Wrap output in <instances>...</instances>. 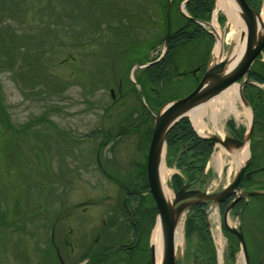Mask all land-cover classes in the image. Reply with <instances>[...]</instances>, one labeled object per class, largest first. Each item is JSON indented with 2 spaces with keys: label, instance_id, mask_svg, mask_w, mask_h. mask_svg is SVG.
Here are the masks:
<instances>
[{
  "label": "rangeland",
  "instance_id": "374dc122",
  "mask_svg": "<svg viewBox=\"0 0 264 264\" xmlns=\"http://www.w3.org/2000/svg\"><path fill=\"white\" fill-rule=\"evenodd\" d=\"M258 2L261 12L264 0ZM12 3L14 14L9 10ZM167 3L166 0H0V24L10 25L8 33H16L29 46L37 39L42 44L27 53L26 48L20 50L19 54L25 53L26 60L19 69L20 74L27 71L30 77L33 68L41 76H37L38 80H43V84L37 83L34 88L26 87L15 77V70H0V220L3 217L10 221L15 216L25 220L18 228L20 232L12 230L11 236H7L5 227L0 228V264H15V259L16 264H59L50 247L53 231L49 229L59 215L71 218L74 228L70 237L68 233L63 237L66 235L71 241L75 236L73 240L81 238L87 245L97 236L102 220H109L110 207L118 202L123 212L124 198L130 195L123 186L129 192L144 188L143 171L154 116L167 103L186 97L196 88L207 56L208 65L215 62L216 38L211 49L206 39H199L173 51L168 74L160 81L149 80L144 68L133 69L152 62L164 51V5ZM177 4L170 5L169 10L172 31L185 25V19L180 16L182 3ZM218 16L222 18L217 23L218 30L228 55L237 43L227 37L230 26L225 14L218 12ZM234 32L237 34L238 30ZM262 63L263 57L252 69L258 70ZM250 93L251 97L255 95L254 91ZM231 119L235 121L236 132L243 131L245 142L246 125L232 115L221 119L222 137L236 136L226 128V121ZM204 121L206 127L194 128L200 136L211 137L213 126L209 116ZM260 121L254 124L248 141V156L253 158V167L262 170L264 125ZM101 142L104 145L100 146ZM227 147L232 151L241 146ZM217 151L216 145L202 178L194 183L193 189L219 193L234 180L240 167L229 156L220 164L215 159ZM98 163L123 186L106 178ZM166 166L169 168L166 184L175 194L171 178L181 173L172 163ZM253 176V187L248 191H264V171ZM142 192L129 203L133 212L138 215L142 211L145 219L148 218L150 240L156 204L149 191ZM196 199L192 197L188 201ZM78 202L87 205L78 208ZM250 203H257L264 215V195L254 196ZM3 212L8 215L4 216ZM184 213L177 224L179 228L182 226L184 241L176 246V262L192 264L193 248L187 250L184 235L188 210ZM78 219L82 220V229L76 228ZM262 220L264 228V216ZM238 223L234 217L228 221L229 226H238ZM220 231L219 226L212 227V233ZM109 234L107 231L105 236ZM55 235L54 244L61 252L58 237L62 230L56 229ZM121 243H126L125 239L118 244ZM146 246L147 239L145 249ZM132 260L138 261V258ZM107 261L131 264V259L120 254H113Z\"/></svg>",
  "mask_w": 264,
  "mask_h": 264
},
{
  "label": "flooded vegetation",
  "instance_id": "af4514ba",
  "mask_svg": "<svg viewBox=\"0 0 264 264\" xmlns=\"http://www.w3.org/2000/svg\"><path fill=\"white\" fill-rule=\"evenodd\" d=\"M161 55L150 62L151 66L159 62L161 63ZM155 67L160 69L162 67V64ZM249 85H246V87H248ZM246 90L247 89H244L243 93H245L246 97H248L247 93H249V90L245 92ZM188 120L191 123L196 134L199 137H202L195 130L190 118H188ZM230 121H232L235 125L234 120L231 119ZM227 122L228 120L225 123L226 128L230 131V129L227 127ZM232 133L236 134V136L233 135L236 139L243 141V131L240 137H237L238 132H236V128L234 127ZM93 135L95 134H92L91 137H94ZM101 143L99 144L100 146ZM253 165L254 164L251 158L250 166L245 171L238 187L233 190L230 196L226 197L218 203L200 201L199 203H194L190 207L194 208L196 212L203 210L208 232L207 233L205 230L199 229L193 231L191 242L190 244L187 243V250L188 247L189 249L193 248L192 264H264V228L262 227V217L264 215H262V210L257 203H253L252 205H250V200L253 197L247 198L244 195V193L248 191V189L253 187V175L260 172L261 169L253 167ZM178 175L181 176V174ZM108 179L122 185L116 179ZM231 183L226 186V188H228ZM189 185L190 190L194 188V184ZM131 199L132 197L124 198L123 205L121 206L123 212L119 209L118 202L113 208L110 207L108 209L111 210V212L108 213L109 220H102L100 228L98 227L99 229L97 236L87 245L81 238L75 241L73 240L75 238L74 236V238L69 241L66 235L63 237L64 233H68V237H70V234H72V232L74 231L73 223H71L70 221L71 218H64L59 215V217H57L55 221L52 220L54 224L52 223V227L49 228L50 232L53 231L52 237H50V247H52L54 249V252L56 253V257L58 258L57 262L59 264H109V261L107 260L112 259L113 254H120L126 259H131V264H151L148 218L145 219V214L142 211L137 215L136 212H133L131 210L129 203ZM196 200L199 199L197 198ZM84 205L87 204L83 202H78L76 204L78 208H81V206ZM112 210H115L118 213L112 212ZM210 213L212 214L211 217H209ZM2 214L4 216L8 215L5 214V212H3ZM11 214L14 215L13 213ZM192 214L195 215L193 211ZM233 217L238 219V226H229L228 221ZM16 218L17 217L15 216L14 219L7 221L3 217H1L0 228L5 227L7 236H11L14 234V232H11L12 230H16L15 233L20 232L18 228H21L22 223L25 222V220L20 221ZM212 224H215L216 227L219 226L221 231L212 233ZM57 226L59 228H57ZM82 226V220L78 219V221L76 222V228L82 229ZM111 227H113L115 230L110 229ZM56 229L62 230L61 237L57 236L59 242H61V252H59L58 248L54 244L53 234H56ZM107 231H109L110 234L108 236H105ZM116 235H119L117 237V239L119 240L116 239ZM145 238L147 239L148 245L146 246V249L144 248V244L146 241ZM100 239L102 240L101 242H99ZM124 239L126 243L118 244ZM204 247L209 249V251L214 252L215 260H211L208 254H203L201 249H203ZM218 251H222L220 260L217 255ZM134 257H137L138 261L132 260V258ZM13 261L15 264L17 263L16 259Z\"/></svg>",
  "mask_w": 264,
  "mask_h": 264
},
{
  "label": "trees",
  "instance_id": "16d2710c",
  "mask_svg": "<svg viewBox=\"0 0 264 264\" xmlns=\"http://www.w3.org/2000/svg\"><path fill=\"white\" fill-rule=\"evenodd\" d=\"M24 0H21V2ZM57 1V0H55ZM168 0H166L167 3ZM184 0H171V7L174 5L181 4ZM215 0H190L186 3L185 9L191 19L184 18L181 14L180 16L185 19L183 26L179 27L175 31H172L169 36V41L167 44V51L165 56L163 57L161 63H157L152 65L149 68H146L144 71H148L149 75L148 79L152 81H160L164 79L168 74V68L170 64H172V54L175 49L179 46L188 43L189 41L193 40H203L206 39V42H209V49L212 48L214 40L211 35H209L200 25H198L194 20L199 21H209L211 17V13L213 11ZM246 2L253 7L255 10H259V2L258 0H246ZM161 6V4L159 3ZM54 6V5H53ZM3 10L7 9V6H1ZM53 8L52 6H50ZM5 8V9H4ZM167 4L164 5V12H166ZM15 9V5L12 3L10 6V11L14 14L13 10ZM11 17V16H9ZM7 17L6 19H9ZM193 19V20H192ZM219 21L222 22V18H219ZM9 24H0V70H15V77L23 83V86H36L37 83L43 84V80H38L41 77L39 73L35 70L30 69L31 76H27V71L20 74V68L26 62L25 58L23 57L25 53L22 55L19 54L20 50L27 49V52H30L31 48H40L42 47L41 42L39 39L29 46L25 42H22L18 39L16 33H8ZM5 33H7L5 35ZM24 37V36H22ZM39 42V43H38ZM37 51V50H36ZM37 62L39 63L41 54L40 49H38L37 53ZM4 56V59L2 57ZM208 58V56H207ZM171 60V61H170ZM40 64V63H39ZM162 64V67L159 69L155 66H159ZM208 62L205 61L203 71L206 69ZM26 67V66H24ZM259 69L264 71V64H260ZM258 70H251L250 79L258 84H264V73ZM32 72V73H31ZM34 73V74H33ZM44 78V76H43ZM45 82V78H44ZM245 89L254 91L255 95L252 94L251 91L245 95L246 100L250 103L255 113V124L260 121L264 125V92L262 89L249 85ZM44 122H48L47 120H43ZM52 123V122H49ZM30 127V124H28ZM227 127L230 131L233 132L234 130V123L232 121L227 122ZM17 132L19 130H16ZM25 132V129L21 130ZM152 133V131H151ZM242 131L239 132L238 136L240 137ZM102 134V133H101ZM110 134L107 133V136ZM150 135V134H149ZM106 137V140L107 139ZM237 136V137H238ZM103 139V141H106ZM150 141V137H148ZM166 146H167V156H166V164L171 165L174 164L175 168L180 171L181 176L178 174H174L171 178V185L173 186L174 190H178L183 186L185 183L194 184L198 180H200L204 174L206 165L208 163L209 158L211 157L215 143L210 139H204L199 137L196 132L194 131L191 123L189 122L188 118H183L179 120L167 133L166 135ZM104 145L101 143V146ZM253 159V158H252ZM254 164V162H253ZM144 176H146V169L144 168ZM144 188L141 189L142 193H146L149 191L147 176L145 179ZM140 191V192H141ZM140 192L132 191L130 197L135 198L136 196H140ZM150 196V195H149ZM192 211L195 213L192 214ZM157 208L154 207L152 213V221H154L157 215ZM196 229L205 230L207 232V226L205 222V216L203 210L195 211L194 208H190L188 213V218L185 223V234L187 243L190 244L193 231ZM208 233V232H207ZM206 234V233H205ZM203 254H208L211 260H215L214 252L209 251L206 247L201 249ZM233 258V256H232Z\"/></svg>",
  "mask_w": 264,
  "mask_h": 264
},
{
  "label": "water",
  "instance_id": "95a60500",
  "mask_svg": "<svg viewBox=\"0 0 264 264\" xmlns=\"http://www.w3.org/2000/svg\"><path fill=\"white\" fill-rule=\"evenodd\" d=\"M188 1L189 0H184V2H182L180 6V12L184 17L191 19L185 11V5ZM235 2L240 10V15L246 29V46L243 56L238 65L231 72L227 73H224V69L226 66L225 61H221L209 66L204 72L196 88L190 94H188L184 98L176 99L167 103L165 107H163L158 112V114L154 116L153 131L146 157V176L149 187V193L151 194L158 211L156 222H160L163 230L164 254L161 264H175L176 262L175 232L177 229L178 221L183 215L184 211L187 210L194 203H199L200 201H214L218 203L226 197L230 196L233 190L238 187L245 171L251 163V156L249 155L246 163L241 166L237 173V176L235 177L231 185L220 193L208 194L199 190H190V185L185 184L174 194V200L168 203L165 200L160 189L158 164L163 147L164 154L166 155L165 139L169 130L182 118H188L187 115H184L185 111L191 109L202 101L212 98L213 96L225 90L227 87L235 84L237 81L244 78L243 82L240 85V88L242 90L243 86L247 83L249 79L251 66L263 53L264 29L263 32L259 31V13L256 12L253 8H251L245 0H235ZM169 10L170 3H168L166 11L167 29L164 41L165 47L168 43L171 30ZM197 22L199 23V21ZM199 24L202 25L201 22ZM212 35L215 38L214 32ZM146 66H148V64L142 66H135L134 69ZM253 125L254 120H252L249 126L248 139H250L251 137ZM208 139H211L213 142H215V144L220 143L225 147L230 144H233L235 146L243 145V141H240L235 137L220 140L216 137L211 136L208 137ZM99 166L101 170L105 173L100 163ZM107 176L110 177L109 175ZM125 189L127 193L130 194L129 188L127 186H125ZM245 195L248 197L261 196L264 195V191H249L245 192ZM192 197H197L199 198V200L188 201ZM150 253L151 264H155V251L152 244H150Z\"/></svg>",
  "mask_w": 264,
  "mask_h": 264
},
{
  "label": "bare ground",
  "instance_id": "6f19581e",
  "mask_svg": "<svg viewBox=\"0 0 264 264\" xmlns=\"http://www.w3.org/2000/svg\"><path fill=\"white\" fill-rule=\"evenodd\" d=\"M218 12L225 14L228 19L227 23L230 26V32L227 33V37L233 38L237 43L234 51L227 55L224 49L223 37L219 32L214 19L213 23L211 24L212 28L215 30L214 35L217 40V45L213 51V57L215 59L214 64L225 61L226 66L224 73H227L231 72L238 65L243 56L246 46V29L235 0H217L215 4V16ZM258 27L259 31L263 32L264 7L258 16ZM235 30H238L237 34L234 32ZM224 39H226V37ZM239 103L240 105H238ZM184 115H187L190 118L193 126L198 130L206 127L204 117L209 116L210 122H212L213 126L211 130V136L220 140L226 139L222 137V132L220 129L221 119L232 115L235 117L237 122L240 121L245 123L246 138L244 144L239 149L231 151L227 146L225 147L220 143H217L216 145L218 151L216 152L215 156V159L220 164L223 163V160L226 156H229L232 159L233 164H235L238 168L244 164V161H246L248 157V130L250 123L252 122L253 114L249 104L241 97V88L238 84H233L212 98L200 102L191 109L185 111ZM165 163L163 147L158 164L159 185L165 200L170 203L172 202L174 194L166 184L169 168ZM183 241L182 226L180 228L177 227L175 232V247ZM151 244L153 245L155 251V264H161L164 254V239L163 230L159 221H157L152 230Z\"/></svg>",
  "mask_w": 264,
  "mask_h": 264
}]
</instances>
